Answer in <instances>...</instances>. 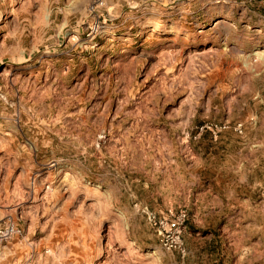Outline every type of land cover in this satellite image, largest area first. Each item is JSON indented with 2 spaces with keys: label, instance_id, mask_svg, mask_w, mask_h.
<instances>
[{
  "label": "rangeland",
  "instance_id": "obj_1",
  "mask_svg": "<svg viewBox=\"0 0 264 264\" xmlns=\"http://www.w3.org/2000/svg\"><path fill=\"white\" fill-rule=\"evenodd\" d=\"M94 1L0 0V264H264V0Z\"/></svg>",
  "mask_w": 264,
  "mask_h": 264
},
{
  "label": "built area",
  "instance_id": "obj_2",
  "mask_svg": "<svg viewBox=\"0 0 264 264\" xmlns=\"http://www.w3.org/2000/svg\"><path fill=\"white\" fill-rule=\"evenodd\" d=\"M102 3L95 0L94 3ZM144 216L147 225L154 232L159 246L167 251H175L181 257L186 256L187 248L183 240V229L186 225L187 212L179 209L176 212L169 211L167 214L157 213L147 205L137 206ZM17 231L13 224H6L0 228V241L10 237Z\"/></svg>",
  "mask_w": 264,
  "mask_h": 264
}]
</instances>
